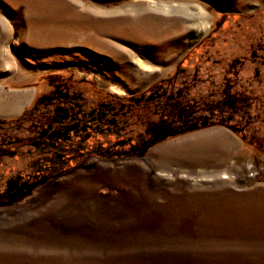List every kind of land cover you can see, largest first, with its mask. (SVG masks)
<instances>
[{"label":"rangeland","instance_id":"obj_1","mask_svg":"<svg viewBox=\"0 0 264 264\" xmlns=\"http://www.w3.org/2000/svg\"><path fill=\"white\" fill-rule=\"evenodd\" d=\"M0 264H264V0H0Z\"/></svg>","mask_w":264,"mask_h":264},{"label":"bare ground","instance_id":"obj_2","mask_svg":"<svg viewBox=\"0 0 264 264\" xmlns=\"http://www.w3.org/2000/svg\"><path fill=\"white\" fill-rule=\"evenodd\" d=\"M14 106V105H13ZM2 113V112H1Z\"/></svg>","mask_w":264,"mask_h":264}]
</instances>
